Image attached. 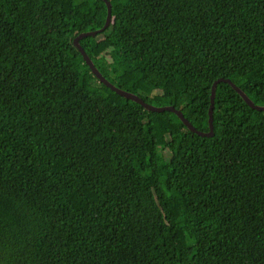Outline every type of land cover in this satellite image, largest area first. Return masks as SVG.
<instances>
[{
    "label": "trees",
    "instance_id": "1",
    "mask_svg": "<svg viewBox=\"0 0 264 264\" xmlns=\"http://www.w3.org/2000/svg\"><path fill=\"white\" fill-rule=\"evenodd\" d=\"M80 43L209 131L264 106V0H109ZM103 0H0V264H264V112L214 137L103 85Z\"/></svg>",
    "mask_w": 264,
    "mask_h": 264
},
{
    "label": "water",
    "instance_id": "2",
    "mask_svg": "<svg viewBox=\"0 0 264 264\" xmlns=\"http://www.w3.org/2000/svg\"><path fill=\"white\" fill-rule=\"evenodd\" d=\"M103 1L106 3V5L108 7V14H107V19H106V23H105L104 27L97 30V31H89V32H85V33L80 34L79 36H77L75 38L74 46L79 49L80 53L82 54V56L84 58L85 63L90 67L92 73L98 78V80L103 85H105L106 87L111 89L113 92L117 93L119 96H121L123 98H126L128 100H131L135 103L140 104L142 107H144L148 111L157 112V113H163V112L175 113L180 118V120L183 122V124L191 132L197 134L200 137H214L215 136V128H214L215 100H216V93H217L218 85L222 82L229 84L242 97V99L248 104V106H250L252 109L264 112V106L256 105L247 96V94L242 89H240L238 86H236L231 80L221 78V79L217 80L212 86L211 106L209 109V131L208 132H201V131H198L192 125V123L185 117V115L183 114L182 111L177 110L174 106L157 107L153 104L147 103L144 99H142L138 95H136L132 92L123 90V89L115 86L114 84H112L106 77H104V75L95 66L94 62L89 57V55L87 54V52L85 51V49L82 47V45L80 43L84 38L96 37L99 33L105 31L111 25L112 19H113L112 4L109 0H103Z\"/></svg>",
    "mask_w": 264,
    "mask_h": 264
}]
</instances>
